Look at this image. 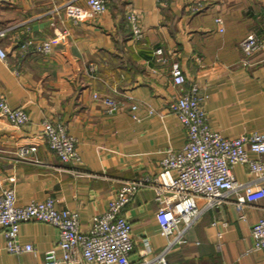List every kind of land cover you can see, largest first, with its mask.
<instances>
[{
  "label": "crops",
  "instance_id": "obj_1",
  "mask_svg": "<svg viewBox=\"0 0 264 264\" xmlns=\"http://www.w3.org/2000/svg\"><path fill=\"white\" fill-rule=\"evenodd\" d=\"M68 1L0 0V45L7 51L0 59V95L29 115L17 126L0 113V188L11 182L18 204L53 197L57 207L77 210L85 229L123 181L153 174L163 151L186 140L168 108L177 92L170 75L175 60L185 86H200L211 127L227 137L264 132V0H106L99 15L83 0ZM129 10L140 16V40L125 18ZM250 32L263 46L245 56L239 41ZM26 40L31 44L22 51ZM43 40L51 42L48 53L34 50ZM93 92L118 107L107 111ZM45 117L61 121L77 138L79 162H62L38 136ZM31 143L34 159H18L17 149ZM251 156L264 162V153ZM232 172L238 183L255 176L247 164H235ZM243 193L240 187L230 201L205 211L165 258L171 264H264L251 232L264 215V199L239 208L234 201ZM157 206L153 189L141 186L119 210L131 223L130 261L155 257L167 244ZM18 238L36 251L10 253L0 229V264H42L51 247L61 253L58 229L48 222H22Z\"/></svg>",
  "mask_w": 264,
  "mask_h": 264
},
{
  "label": "built area",
  "instance_id": "obj_2",
  "mask_svg": "<svg viewBox=\"0 0 264 264\" xmlns=\"http://www.w3.org/2000/svg\"><path fill=\"white\" fill-rule=\"evenodd\" d=\"M74 1L81 0H69L67 3ZM83 1L95 15L102 14L107 8L106 0ZM194 8L198 7L195 5ZM125 18L131 26L133 39H142L143 27L137 11H127ZM215 22L221 24V17L216 16ZM4 34L5 29H0V35ZM61 34L57 32L56 36ZM30 44L31 40H26L21 45L22 51ZM262 46V39L253 32L239 41V48L245 56L252 55ZM50 48V40L34 44L35 51L48 53ZM155 52L161 53V49ZM6 57L7 51L0 45V59L5 60ZM91 70H94V65ZM170 75L177 92L168 108L185 129L186 140L182 147L165 149L153 174L123 181L114 195L108 198L105 209L85 229L80 227L78 211L57 207L53 197L18 204L14 185L10 182L2 186L0 229L6 239L7 251H36L33 244L21 243L18 238L20 224L34 219L53 224L58 229L56 246L61 253L57 254L55 247L46 249L42 264H171L165 258L166 252L173 245L185 242L186 229L205 211L230 201V192L243 187L244 193L234 201L239 208L246 202L264 199V162L251 156L264 153V132L251 131L235 137L223 135L209 124L208 114L202 105L205 96L200 86L196 82L185 86L184 71L176 60L171 63ZM93 97L106 103L109 112L118 107L109 96L93 92ZM0 113L13 125L21 126L29 122L28 112L23 107H10L1 95ZM36 131L62 162L80 161L77 138L67 131L61 121L45 117L38 123ZM36 148V144L31 143L19 147L15 153L18 159L33 160ZM237 163L247 164L255 175L254 179L238 183L232 172ZM141 186H149L154 191L158 202L155 215L167 244L155 257H143L134 262L129 260L133 248L131 223L119 214V210ZM251 232L254 239L252 248L264 251V215L255 221Z\"/></svg>",
  "mask_w": 264,
  "mask_h": 264
}]
</instances>
